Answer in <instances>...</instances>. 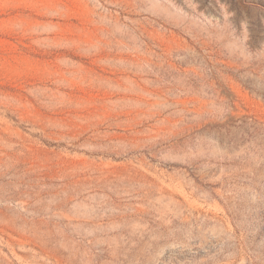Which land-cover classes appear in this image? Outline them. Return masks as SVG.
Returning <instances> with one entry per match:
<instances>
[{"label": "rangeland", "instance_id": "obj_1", "mask_svg": "<svg viewBox=\"0 0 264 264\" xmlns=\"http://www.w3.org/2000/svg\"><path fill=\"white\" fill-rule=\"evenodd\" d=\"M0 264H264V0H0Z\"/></svg>", "mask_w": 264, "mask_h": 264}]
</instances>
